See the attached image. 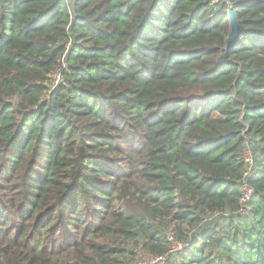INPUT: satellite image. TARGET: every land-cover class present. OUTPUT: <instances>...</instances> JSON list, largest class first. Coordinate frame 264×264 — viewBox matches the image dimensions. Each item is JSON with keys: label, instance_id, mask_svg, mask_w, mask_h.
I'll return each mask as SVG.
<instances>
[{"label": "trees", "instance_id": "1", "mask_svg": "<svg viewBox=\"0 0 264 264\" xmlns=\"http://www.w3.org/2000/svg\"><path fill=\"white\" fill-rule=\"evenodd\" d=\"M145 254L264 264V0H0V264Z\"/></svg>", "mask_w": 264, "mask_h": 264}, {"label": "built area", "instance_id": "2", "mask_svg": "<svg viewBox=\"0 0 264 264\" xmlns=\"http://www.w3.org/2000/svg\"><path fill=\"white\" fill-rule=\"evenodd\" d=\"M60 70H61V68L57 69L53 73L54 84H57L62 80ZM244 154H245L244 156H245L246 161L249 162V168L245 174V177H247V175L251 174L253 158H252L251 151L249 150L248 147L245 149ZM242 191H243V196L241 199L242 207H241L239 212L242 214H245L248 212L247 202L251 199V197L255 193L254 189L248 185L246 178H244L242 180ZM170 239L173 242L171 249H170V252L176 251V250L181 249V248L186 246V243L177 242V241L173 240V238L171 236H170ZM164 260H165V256H151V255L145 254V255H142L140 257V259L136 262V264H160V263H163Z\"/></svg>", "mask_w": 264, "mask_h": 264}, {"label": "water", "instance_id": "3", "mask_svg": "<svg viewBox=\"0 0 264 264\" xmlns=\"http://www.w3.org/2000/svg\"><path fill=\"white\" fill-rule=\"evenodd\" d=\"M230 20H231V30L230 34L226 40V50L228 51L230 47L232 46V43L234 42L235 38L240 32V24L236 15V11L234 9L230 10Z\"/></svg>", "mask_w": 264, "mask_h": 264}]
</instances>
